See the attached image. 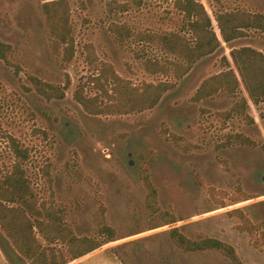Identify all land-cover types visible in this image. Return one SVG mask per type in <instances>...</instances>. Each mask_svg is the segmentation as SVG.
I'll return each instance as SVG.
<instances>
[{
	"label": "rangeland",
	"instance_id": "1",
	"mask_svg": "<svg viewBox=\"0 0 264 264\" xmlns=\"http://www.w3.org/2000/svg\"><path fill=\"white\" fill-rule=\"evenodd\" d=\"M221 40L215 13L242 10L264 14V0H200ZM43 0H0V41L12 48L0 59V181L16 157L11 140L25 150L23 161L32 196L20 206L31 220L60 212L75 236L97 238L107 225L116 240L71 260L62 243H48L67 264H233L220 250L184 251L169 237L177 227L188 238H215L231 245L244 264H264V98L254 104L240 83L237 95L218 92L194 100L201 83L226 70L231 47L264 53V32L225 43L179 77L180 59L138 34L177 32L192 40L175 0H67L74 54L63 58V44L48 30ZM125 6V7H122ZM128 27L120 38L112 28ZM103 64L129 85L164 82L169 89L151 109L127 114H90L75 93L111 104L117 85L94 81ZM64 89L47 100L29 77ZM67 84V87H64ZM115 88V89H114ZM108 93V95L106 94ZM247 100L245 115L224 113ZM114 104V102L112 103ZM247 138L250 142H241ZM156 189L150 206L144 177ZM253 199L234 203L233 200ZM220 202L225 207L219 208ZM239 208L259 226L251 236ZM177 220L164 224L163 216ZM103 241V240H102ZM53 246V247H52ZM0 264H29L0 228Z\"/></svg>",
	"mask_w": 264,
	"mask_h": 264
},
{
	"label": "trees",
	"instance_id": "2",
	"mask_svg": "<svg viewBox=\"0 0 264 264\" xmlns=\"http://www.w3.org/2000/svg\"><path fill=\"white\" fill-rule=\"evenodd\" d=\"M42 11L49 33L63 44V58L71 60L74 54V41L72 27L70 24V10L67 0H43ZM140 3V0H138ZM175 7L183 14L186 28L191 33L192 40L177 32L168 33H144L138 34L139 41H149L160 47L163 51L180 59L184 64L175 65L179 77L185 75L191 66L204 56L216 52L221 47V40L231 43L236 39L245 37L248 30H259L264 32V14L250 13L242 10L220 11L215 13L221 40L213 29L212 19L205 6L200 0H175ZM125 7V6H122ZM112 30L120 38L133 36L130 29L125 26H115ZM12 48L9 44L0 41V59L8 61V55ZM235 69L230 66L227 57H223L226 70L221 71L205 79L196 90L193 99L200 100L210 97L218 92L228 95H237L242 83L248 98L254 104H258L264 98V53L250 46L231 47L229 52ZM105 77L117 85L114 96L108 95L114 104L99 105V98L85 97L81 92L75 93V99L90 114H127L141 112L153 108L169 86L160 82L158 84H146L139 90L120 76H118L110 64H103L99 69V75L94 81L100 82ZM37 92L47 100L63 98L64 89L60 86L48 84L33 76L29 77ZM67 87V84L64 86ZM247 100L241 97L229 111L225 112L226 118L232 115H245ZM241 142H250L247 138L236 139ZM12 151L18 160L14 163L11 171L6 173L0 181V228L9 238L15 250L28 261L29 264H67L64 257L58 259L55 248H46L37 239L35 229L40 233L48 245L62 243L68 249L71 260L83 257L96 250L101 245L115 241L114 230L107 225L99 229L98 235L102 240L90 237H77L72 230L65 225L60 212L49 208L44 220H31L20 206L12 204L18 200L27 201L32 192L25 177L23 161L28 155L25 150L19 148L17 142L12 139ZM145 186L148 190L147 198L150 206L156 203V189L153 187L149 176L144 177ZM253 197L244 196L233 200L234 203L247 201ZM220 202L219 208L225 207ZM231 215H239L242 223L238 226L240 230L248 232L253 236L259 226L254 225L247 217L242 215L239 208L228 212ZM164 224H171L177 220L173 215L163 216ZM170 240L178 248L184 251L220 250L233 262V264H244L238 257L234 248L215 238H202L192 240L186 237L179 228L169 230ZM53 247V246H52Z\"/></svg>",
	"mask_w": 264,
	"mask_h": 264
}]
</instances>
